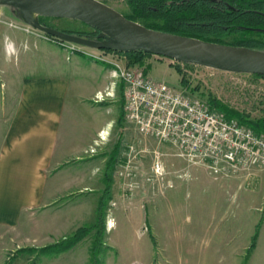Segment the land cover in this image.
I'll use <instances>...</instances> for the list:
<instances>
[{
  "label": "rangeland",
  "instance_id": "1",
  "mask_svg": "<svg viewBox=\"0 0 264 264\" xmlns=\"http://www.w3.org/2000/svg\"><path fill=\"white\" fill-rule=\"evenodd\" d=\"M100 1L123 14L132 13L129 0ZM40 18L59 30L87 34L94 31L79 20ZM23 23L14 7L0 4V47L3 43L7 50L12 46L13 55L6 70L2 62L4 51L0 49V129L4 105L9 97L8 76L11 72H24L26 57L34 49H27L26 42L23 43L25 48H19V40L38 39L42 43L57 44L54 37L42 31L49 40L10 28L11 24ZM6 32L10 39L5 38ZM258 37L264 40V35ZM67 45L101 52L77 44ZM148 58L140 66L145 67V72L154 80L166 81L202 98L216 97L251 117L264 113V78L194 64L187 66L162 56ZM35 60L40 63L39 57ZM121 60L123 64L127 63L126 58ZM149 61L153 64L147 72ZM176 65H180L182 74ZM183 77L187 84L181 82ZM119 138L122 140L120 157L113 173V197L106 221L105 242L109 247L100 255L102 264H264V169L255 168L233 177H217L206 163L190 161L180 155L175 146L159 144L153 137H144L134 129L121 131L116 126L105 149L110 150ZM133 145L134 149L131 148ZM155 150L163 161V175L156 174L152 168L157 158ZM102 173L101 168L98 170L100 177ZM100 194L101 190L64 195L60 202L65 204L59 213L68 216L72 215L73 209L80 208L81 217L72 220L71 216L63 221L59 216L56 218L40 210L34 215L31 229L25 225L29 218H12L13 206L0 207L11 215L6 222H0V264H90L92 235L60 254L59 258L57 255H40L36 251L21 253L19 249L43 247L50 241L53 244V240H62L79 226L90 224ZM74 203L80 206H73ZM109 224L113 225L111 229ZM146 227L148 230L143 231ZM42 232L47 235L45 239H31Z\"/></svg>",
  "mask_w": 264,
  "mask_h": 264
},
{
  "label": "crops",
  "instance_id": "2",
  "mask_svg": "<svg viewBox=\"0 0 264 264\" xmlns=\"http://www.w3.org/2000/svg\"><path fill=\"white\" fill-rule=\"evenodd\" d=\"M8 33L5 38L10 39ZM25 42L27 49L34 48L26 57V69L8 76L9 97L4 105L3 131L0 129V207L13 206L12 218H29L25 225L31 229L34 215L40 210L56 218L59 216L63 221L71 216L72 220L79 219L80 208L73 209L68 216L59 213L65 204L60 200L64 195L84 191L101 190V196L108 160L122 140L119 138L110 150L105 146L115 126L121 131L133 128L124 118L119 124L124 104L121 102L122 84L113 77L114 64L102 66L93 58L38 39L19 40V48L24 47ZM2 45V62L7 70L9 59L13 58L12 46L7 50L6 45ZM38 57L40 63L35 60ZM109 58L127 66L121 60L126 58L124 55ZM150 61L148 66L155 62ZM100 94L106 98L97 101ZM119 157L120 151L116 164ZM101 168L102 177L98 174ZM73 206L80 205L74 203ZM7 213L0 209V222L9 220L11 215ZM94 215L96 217V212ZM109 221L113 224L111 219ZM43 233L31 239H45L47 235Z\"/></svg>",
  "mask_w": 264,
  "mask_h": 264
},
{
  "label": "built area",
  "instance_id": "3",
  "mask_svg": "<svg viewBox=\"0 0 264 264\" xmlns=\"http://www.w3.org/2000/svg\"><path fill=\"white\" fill-rule=\"evenodd\" d=\"M11 26L37 38L48 39L26 23ZM56 42L71 53L82 50L67 45L68 42ZM82 51L96 60L115 65L113 77L123 85L124 119L140 135L153 137L159 144L175 146L180 155L190 161L206 163L217 177H233L255 168L264 169L263 132H256L236 119H227L223 112L211 109L202 97L166 81L154 80L145 72V67L122 66L109 58L117 53ZM105 98L100 94L96 100ZM131 148L134 149V145ZM155 156L153 171L163 175V161L156 150ZM146 230L147 227L143 231Z\"/></svg>",
  "mask_w": 264,
  "mask_h": 264
},
{
  "label": "trees",
  "instance_id": "4",
  "mask_svg": "<svg viewBox=\"0 0 264 264\" xmlns=\"http://www.w3.org/2000/svg\"><path fill=\"white\" fill-rule=\"evenodd\" d=\"M129 4L131 5L132 13L124 15L149 28L217 43L264 50V40L258 37L264 35V0H129ZM40 22L47 25L41 18ZM62 31L90 38H97L100 33L96 29L90 34ZM47 35L50 36L49 34ZM58 45L64 48L62 44ZM105 51L124 55L127 59L128 67L143 65L146 59L153 55L142 50L120 52L107 49ZM74 53L92 58L79 49L74 50ZM97 61L104 65H109L102 61ZM186 65L189 66L190 64ZM176 66L177 71L182 74L180 65ZM146 68L148 72L149 66ZM251 75L255 78H264L260 74ZM181 82L187 84L188 81L183 77ZM203 98L211 109L223 112L227 119H236L241 124L251 127L254 131L264 133V113L258 117H251L216 97L203 96ZM121 102L124 104V99H121ZM123 118L124 111L119 119V124H122ZM119 151L120 145L118 143L108 160L103 174L105 188L98 200L95 221L79 227L72 235L66 236L53 244L38 248H21L19 252L36 251L40 255H60L71 250L88 235H92L93 239L89 251L90 264H102L100 255L104 248L109 247L105 242L107 233L106 221L109 202L113 197V171Z\"/></svg>",
  "mask_w": 264,
  "mask_h": 264
},
{
  "label": "water",
  "instance_id": "5",
  "mask_svg": "<svg viewBox=\"0 0 264 264\" xmlns=\"http://www.w3.org/2000/svg\"><path fill=\"white\" fill-rule=\"evenodd\" d=\"M0 4L14 7L24 23L63 42L100 50H142L185 64L264 76V50L152 29L100 0H0ZM39 16L79 20L100 33L97 38L69 33L41 23Z\"/></svg>",
  "mask_w": 264,
  "mask_h": 264
},
{
  "label": "bare ground",
  "instance_id": "6",
  "mask_svg": "<svg viewBox=\"0 0 264 264\" xmlns=\"http://www.w3.org/2000/svg\"><path fill=\"white\" fill-rule=\"evenodd\" d=\"M34 16L36 17V16H37V14H34Z\"/></svg>",
  "mask_w": 264,
  "mask_h": 264
}]
</instances>
